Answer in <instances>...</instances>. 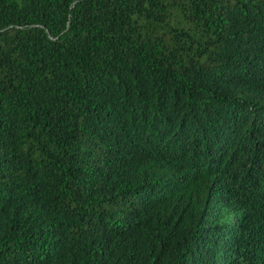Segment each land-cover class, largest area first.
Segmentation results:
<instances>
[{
  "label": "trees",
  "instance_id": "1",
  "mask_svg": "<svg viewBox=\"0 0 264 264\" xmlns=\"http://www.w3.org/2000/svg\"><path fill=\"white\" fill-rule=\"evenodd\" d=\"M0 264H264V0H0Z\"/></svg>",
  "mask_w": 264,
  "mask_h": 264
}]
</instances>
